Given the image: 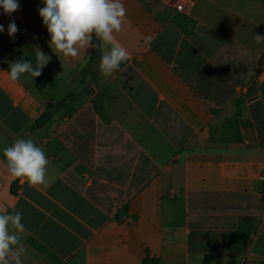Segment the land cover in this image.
<instances>
[{
  "label": "crops",
  "instance_id": "0c3cea01",
  "mask_svg": "<svg viewBox=\"0 0 264 264\" xmlns=\"http://www.w3.org/2000/svg\"><path fill=\"white\" fill-rule=\"evenodd\" d=\"M175 1L123 0L130 58L110 77L93 47L53 52L41 0L0 8V208L23 213V264H264V0ZM36 46L42 74L12 82ZM17 137L45 151L46 184L6 170Z\"/></svg>",
  "mask_w": 264,
  "mask_h": 264
},
{
  "label": "clouds",
  "instance_id": "9594fccd",
  "mask_svg": "<svg viewBox=\"0 0 264 264\" xmlns=\"http://www.w3.org/2000/svg\"><path fill=\"white\" fill-rule=\"evenodd\" d=\"M38 8L42 24L50 36L49 47L58 56L77 58L81 51L95 47V36L110 47L100 57L99 71L110 77L120 69L123 62L130 58L129 52L115 40V33L123 30L126 8L123 0H41ZM4 14L11 16L19 10L18 0H0ZM0 24V32H4ZM19 31L14 20L9 22L7 32L12 38ZM153 37L148 36L146 43ZM255 41L264 42V35L255 34ZM35 65L32 60H17L9 63L7 71L12 82H18L24 74L39 77L47 65L48 57L39 46L34 48ZM5 167L14 178H27L30 187L47 183L48 160L45 151L30 138L17 137L11 146L3 149ZM12 231L9 230V225ZM24 231L23 213L13 209L9 212L0 208V264H23L22 256L26 253L21 243Z\"/></svg>",
  "mask_w": 264,
  "mask_h": 264
},
{
  "label": "trees",
  "instance_id": "16d2710c",
  "mask_svg": "<svg viewBox=\"0 0 264 264\" xmlns=\"http://www.w3.org/2000/svg\"><path fill=\"white\" fill-rule=\"evenodd\" d=\"M92 42L95 45V47H93L90 61L95 67H98L101 57L100 40L94 36ZM49 118H50V113L46 111L42 115V117L38 120L37 125L38 126L43 125L47 120H49ZM218 259L219 256L217 255H206L203 259V264H211L212 262H215ZM141 264H162V261L160 258L151 256L147 253L146 256L143 258V260L141 261Z\"/></svg>",
  "mask_w": 264,
  "mask_h": 264
},
{
  "label": "built area",
  "instance_id": "2783aa9c",
  "mask_svg": "<svg viewBox=\"0 0 264 264\" xmlns=\"http://www.w3.org/2000/svg\"><path fill=\"white\" fill-rule=\"evenodd\" d=\"M194 0H177L174 3V7L178 12H184L186 9V6H193ZM263 179V177L261 178Z\"/></svg>",
  "mask_w": 264,
  "mask_h": 264
}]
</instances>
